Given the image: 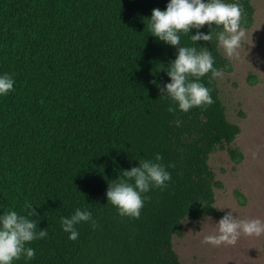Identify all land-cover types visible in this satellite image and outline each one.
<instances>
[{
  "label": "trees",
  "instance_id": "1",
  "mask_svg": "<svg viewBox=\"0 0 264 264\" xmlns=\"http://www.w3.org/2000/svg\"><path fill=\"white\" fill-rule=\"evenodd\" d=\"M240 2L249 28L254 8ZM166 4L0 0V73L15 81L0 96V211L27 214L28 200L48 232L30 242L34 258L13 264H181L172 237L182 235V222L223 215L215 206L222 184L208 159L225 149L239 163L242 154L231 144L240 129L227 119L210 73L200 79L212 104L168 111L172 101L160 87L170 80L166 67L176 47L148 27L151 10ZM213 27L212 41L197 43L230 72ZM199 31H209L207 23ZM190 35L181 33V44H196ZM156 153L171 174L168 186L144 194L139 218L119 215L107 203L108 183ZM77 207H87L97 226L81 222L70 240L60 217Z\"/></svg>",
  "mask_w": 264,
  "mask_h": 264
},
{
  "label": "clouds",
  "instance_id": "2",
  "mask_svg": "<svg viewBox=\"0 0 264 264\" xmlns=\"http://www.w3.org/2000/svg\"><path fill=\"white\" fill-rule=\"evenodd\" d=\"M243 16L244 5L240 0H167L163 10L159 7L151 10V16L148 17L150 33L159 41L176 47L175 58L166 67L170 80L162 87L158 85L160 93L172 101L169 112H175L177 108L187 112L193 107L214 102L211 89L200 78L208 73L211 77H218L222 69L214 66L209 47L197 41L211 42L214 24L220 28L215 32V39L225 55L239 56L245 36ZM206 23L209 31H199ZM193 28L197 29L194 33L191 31ZM181 33H190V39L196 44H181ZM14 83V74L0 73V96H6L14 90ZM175 123L179 125L180 121ZM161 159L159 153L155 154V159H137V165L121 169L117 178L108 183L105 194L107 203L115 206L119 215L139 218L147 199L144 194L151 188L168 186L171 174L160 162ZM33 205L25 201L27 214L12 208L0 211V264H13L22 256L25 260L34 258L36 249L30 246V242L47 237V227H38L39 213ZM228 208L230 210L225 211L215 222L218 225L216 232L203 237L205 243L234 245L241 233L264 235V220L259 217L239 218L233 215V209ZM81 222H88L93 228L97 226V220L87 207H77L70 216L60 217L61 228L68 233L70 240L78 238L76 226Z\"/></svg>",
  "mask_w": 264,
  "mask_h": 264
},
{
  "label": "rangeland",
  "instance_id": "3",
  "mask_svg": "<svg viewBox=\"0 0 264 264\" xmlns=\"http://www.w3.org/2000/svg\"><path fill=\"white\" fill-rule=\"evenodd\" d=\"M250 1L254 20L245 28L239 56L227 57L219 46L232 70L215 78L226 117L240 129L231 145L242 159L234 163L220 149L208 164L222 184L215 189L216 208L224 213L230 207L239 218L264 220V0ZM208 217L184 220L182 235L172 237L181 264H264V235L241 233L234 245L205 243L203 237L216 232L219 220Z\"/></svg>",
  "mask_w": 264,
  "mask_h": 264
}]
</instances>
